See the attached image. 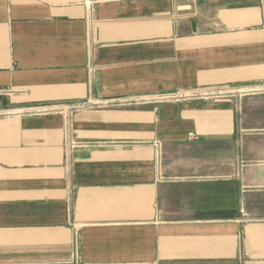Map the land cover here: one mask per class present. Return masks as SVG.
<instances>
[{
	"label": "crops",
	"instance_id": "obj_1",
	"mask_svg": "<svg viewBox=\"0 0 264 264\" xmlns=\"http://www.w3.org/2000/svg\"><path fill=\"white\" fill-rule=\"evenodd\" d=\"M0 264H264V0H0Z\"/></svg>",
	"mask_w": 264,
	"mask_h": 264
}]
</instances>
